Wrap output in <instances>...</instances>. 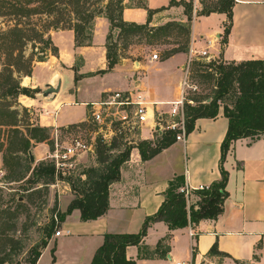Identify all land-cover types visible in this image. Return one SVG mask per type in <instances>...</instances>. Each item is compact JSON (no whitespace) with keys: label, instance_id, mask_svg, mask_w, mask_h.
Here are the masks:
<instances>
[{"label":"crops","instance_id":"obj_1","mask_svg":"<svg viewBox=\"0 0 264 264\" xmlns=\"http://www.w3.org/2000/svg\"><path fill=\"white\" fill-rule=\"evenodd\" d=\"M127 3L128 0L123 19L145 24L147 11L141 5L127 6ZM142 3L150 10H159L152 16L151 27L187 21L182 6L157 8L149 6L150 0ZM200 8L201 0H194L195 13ZM199 18L212 24L205 32L198 30ZM226 21L227 16L221 13L196 17L192 43L206 48L212 41L209 53L227 63L264 60V0H235L231 32L224 43ZM109 26L106 18H97L92 44L82 47L76 46L73 30L51 32L58 55L49 54L44 61L35 62L32 75L21 78L23 86L41 91L45 85H55L61 80L60 91L52 100L20 95V103L30 109L33 125L56 129L86 126L87 117L68 121L73 113H66L65 109L83 106L87 114L86 104L100 101L110 92L141 91L148 102L158 104L151 108L150 120L139 133L142 139L153 141L152 126L157 127L154 114L168 112L166 104L178 100L186 75L187 54L178 53L166 60H152V55L134 61L121 57L113 70L99 73L107 69ZM228 124L222 110L215 119H198L185 143L176 141L148 161L142 160L134 147L130 159L121 167L119 181L110 186L107 214L84 222L80 211H73L62 223V234L50 240L37 264H91L105 234L141 231L146 218L158 212L174 179L183 178L182 187L192 191L219 181L221 145ZM31 151L37 165L45 161L50 150L46 144H38ZM224 167L229 173L226 188L229 197L217 220H203L198 225L177 230H170L165 222L152 223L142 244L147 248V257L139 258L140 248L130 246L127 258L136 264H237L235 261L264 264V135L233 142ZM5 173L0 153V175ZM52 186L57 189L58 209L64 213L74 199L71 188L56 183ZM191 201L195 202L194 195ZM62 237H72V240L60 243ZM167 237L158 251L159 242ZM215 245L223 256L210 253ZM163 250H167L165 256L160 255ZM47 255L51 257L46 258Z\"/></svg>","mask_w":264,"mask_h":264},{"label":"trees","instance_id":"obj_2","mask_svg":"<svg viewBox=\"0 0 264 264\" xmlns=\"http://www.w3.org/2000/svg\"><path fill=\"white\" fill-rule=\"evenodd\" d=\"M106 4L99 8H93L91 0H20L19 2H5L4 8L12 13L17 19V25L9 30L5 36L4 45L7 46V62L3 64L0 72V100L20 95L35 98L40 89H32L21 86V78L32 75L35 62L44 61L47 55H58V49L51 39L52 31L73 30L75 33L76 46H90L93 39V23L97 17H105L111 27L107 37V69L102 72L111 71L124 57L119 54V44L112 39L113 30H118L119 39H128L133 35H144L151 40L157 36L166 37L177 27L187 36V44L182 48H174L167 51L163 57L166 60L178 53H187L191 37V22L193 19L194 0H181L180 5L185 8L188 23L169 22L160 27H151L152 16L159 10H150L146 5L144 8L148 14L145 24L126 22L123 19L124 0H105ZM174 0L170 7L175 6ZM34 5V6H33ZM235 0H218L214 6H206L205 0H201L202 10L199 16H209L212 13H221L227 16L224 24V43L231 32L233 23V8ZM1 13V12H0ZM46 17V24L42 30L31 28L26 33L24 25H31V17ZM27 20L25 24L22 22ZM32 44V52L27 56L26 48ZM149 44H152L151 42ZM38 45V46H37ZM37 50V51H36ZM191 74L194 77L205 78L213 85L212 95L198 97H187L184 106L185 126L187 135L195 129L198 119H215L223 111L228 119V130L221 145L220 171L221 179L203 190H194L189 196L181 193L183 178L174 179L165 193V200L158 212L146 218L141 231L137 234H105L104 242L96 251L91 264H136L134 260L127 258L126 251L130 246L140 248L139 258L147 257V248L143 241L147 236L148 229L152 223L165 222L170 230L184 229L188 226L198 225L203 220H217L224 211V204L229 197L226 190L229 173L225 169L227 155L233 142L251 138L258 139L264 135V60H247L242 62L193 61ZM189 71V72H190ZM77 80V79H76ZM191 80V76H190ZM209 100V102H208ZM193 102L191 104L190 102ZM7 111L0 109V153L3 156L6 180L10 182H22L23 193H28V199L35 196L49 195V187L55 184L57 179H62L69 184L74 199L64 213H58L60 224L65 222L67 216L78 210L81 220L84 222L97 220L107 214L109 204L110 186L119 181L121 167L131 156L133 146H128L117 155L114 151L116 144L107 145L101 141L97 142L95 166L84 168L80 177L72 175L57 178L55 167L48 161H42L33 165L30 161L29 151L38 144H46L54 148V136L52 128L42 127L28 123L25 130L20 129L17 118L19 111L13 109V105H6ZM27 111V110H25ZM29 117V115H28ZM31 118H28L30 121ZM177 132L166 130L158 136L157 142L145 140L137 149L142 160L148 161L164 149L176 142ZM5 179V177H4ZM41 184V188L35 189ZM44 192V193H43ZM195 196L192 203L191 196ZM23 200L25 199L24 196ZM16 209L10 212L3 210V199L0 195V242L4 238L5 246L17 244L15 236L9 234L17 230L19 213L24 207L19 198L13 199ZM59 224V225H60ZM55 219H51L44 229V237L39 245L30 250V264H37L43 250L48 246L56 232ZM169 237L159 242V251ZM0 256V264H11L7 259L9 254ZM195 253V249H194ZM211 254L222 255L217 245L213 246ZM167 250L160 255L165 256ZM235 263L240 264L235 261Z\"/></svg>","mask_w":264,"mask_h":264},{"label":"rangeland","instance_id":"obj_3","mask_svg":"<svg viewBox=\"0 0 264 264\" xmlns=\"http://www.w3.org/2000/svg\"><path fill=\"white\" fill-rule=\"evenodd\" d=\"M19 2L20 0H0V72L3 70V64L7 62V54L9 53V50L7 46L4 45V40L6 34L14 28L17 23L18 19L10 13L7 8H4L3 6L5 5V2ZM127 0H124V6L125 2ZM172 0H150V5H154L157 8H161L163 6L168 7L170 5ZM218 0H205L206 6H214ZM176 3L175 6L179 7L182 6L179 3L181 2L180 0H174ZM91 3H94L93 8H99L102 5L106 4L107 1L105 0H91ZM142 0H128V3L126 4L127 6H136V5H142ZM34 6V5H33ZM174 7V6H172ZM183 8L181 11L185 13V8ZM202 10V7L198 9L197 13H195V9L193 7V19L191 22V37H190V43H189V48L192 44V25L196 17H199V14ZM97 18H105V17H97ZM96 18V19H97ZM96 19L93 23V34L96 26ZM46 17H41V16H33L31 17V25H24L26 29V33H29V30L31 28H37L38 30H42L43 26L46 24ZM24 24L28 21L24 19L22 21ZM175 23H182L178 21H173ZM188 23V18L187 21L183 24ZM198 30L202 29L203 32H205L207 29H209V26L212 25L211 23H206L204 22V19L199 18L198 19ZM111 27L109 26L108 29V35L110 34ZM107 35V37H108ZM112 39L114 41H117L119 44V54L131 58L133 61L134 60H140L144 59L148 56L158 54L159 55V60L163 59L165 53L171 49L174 48H182L183 46H186L187 44V36L179 30L177 27L172 29V31L169 33L168 36L162 37V36H157L155 39L151 40L148 37H144V35H133L129 37L128 39H119L118 38V30H113L112 32ZM108 40L106 39V45H107ZM152 44H149V43ZM38 46V45H37ZM37 51V50H36ZM32 52V44H29L28 47L26 48V55L28 56ZM188 53V52H187ZM185 53V54H187ZM217 61H221L220 58H216ZM79 65V62H78ZM193 64L189 62V57L187 54V62H186V70L187 72L189 70H192ZM191 76V80H189L190 85H194L197 87V89H190L187 92V97H198L199 99L204 96H210L212 95L213 91V85L212 82L210 81H203L205 78L202 77H194V74H191V71L189 73ZM21 86L26 87L22 85V80H21ZM19 97H9L3 100H0V109L4 112L7 111V106L6 105H13V109H16L19 111V116L18 124L22 129L25 130L26 126L28 123H31L28 121V118H31L30 112L27 107L23 106L19 99ZM209 102V100H208ZM168 110H170V106H167ZM27 110V111H25ZM66 113H73L72 118L68 121H77L79 119L87 117L88 113L86 114V108L83 106L79 107H68L65 109ZM165 112H167L165 110ZM169 112V111H168ZM29 115V117H28ZM155 120L157 123H159V112L156 111L155 113ZM0 120H3V118H0ZM173 120H178L177 118H171L168 115H165V121L160 122L163 126H167L169 123H171ZM32 124V123H31ZM35 124V123H34ZM77 125H72L70 126L71 129H75ZM85 126H82V128ZM52 136H55V132L58 131L60 133L62 141L67 140L69 138V135L66 134V130L64 127H59V128H52ZM163 131V129L161 130ZM159 132H154V137L152 142H157ZM145 141L142 138H136L133 139V143L130 145L126 142H117L115 143L118 147L114 151V153L117 155L118 153L122 152L127 148L128 146H133L137 148V146ZM49 150H51V146L47 145ZM50 152V151H49ZM46 161V160H45ZM97 162V157L96 156H91V155H86L82 159H80V164L77 170L72 174L74 177H80L81 173L84 168H89L91 166H95ZM32 166L35 165V162H31ZM40 163V162H39ZM38 164V163H37ZM8 173H5V179L3 178L0 180V195L2 196L3 199V206L1 209L6 210V211H14L16 209V203L12 202L13 199L19 198V201H23L24 207L20 210H18L19 217L18 220L16 221L17 223V230L15 232H11L9 234L15 236V240L18 242L15 245H10L5 246L3 243H5L4 238H2L0 242V256L5 255L4 253L1 252L3 249L5 253L9 254L8 261L11 264H30V250L34 247L40 244L44 237V229L46 226L49 225L51 219L55 216L58 215V213H61L59 211V198H58V193L57 189H53V186L50 185L49 187V195L46 198L45 196H35L31 198V200L28 199V193H23L22 187V182H10V180H6ZM56 184H61L62 186L69 184L62 179H57ZM41 184L36 185L35 189L41 188ZM55 192V193H54ZM44 193V192H43ZM25 199L23 200V197ZM55 196V197H54ZM56 224L58 227L56 228L57 230H62V224L60 222L56 221ZM60 224V225H59ZM0 226H2L0 224ZM56 233V232H55ZM55 234L53 235V237ZM52 237V238H53ZM69 240H72V237H62L59 242L60 243H65ZM50 258V255H47Z\"/></svg>","mask_w":264,"mask_h":264},{"label":"built area","instance_id":"obj_4","mask_svg":"<svg viewBox=\"0 0 264 264\" xmlns=\"http://www.w3.org/2000/svg\"><path fill=\"white\" fill-rule=\"evenodd\" d=\"M213 42L209 41L206 48H198L193 43L188 50L189 62H211L216 60V56L209 53V48ZM152 60H159V55H152ZM190 71V70H189ZM187 72L181 83L180 96L175 102L167 103L170 106L169 112L159 113L163 117L156 124L160 126L162 133L166 130L177 132L176 141L185 143L187 140V132L185 126L184 106L187 101V92L190 89H197L196 86L190 85V72ZM193 104V102H190ZM88 107V116L86 126H77L71 129L66 127V134L69 135L67 140L62 141L60 133L55 132L54 148L45 157V160L52 163L55 167L57 178L60 176L67 177L72 175L80 164V159L86 155L95 156L97 142L101 141L104 144L112 145L117 142L133 143V139L141 138V128L150 120L151 108L158 104H152L147 101L144 93L141 91H118L110 92L105 98L100 101L86 104ZM165 115L173 120L167 126H163L160 122L165 121ZM154 114V118H155ZM159 116V117H160ZM152 131L156 132L154 126ZM5 175H0V180ZM208 187L201 186L198 190H203ZM181 193L189 196L192 190L188 187H182ZM58 222V217H54ZM62 230H57L55 236H60ZM192 236H195L193 232ZM186 264V263H177Z\"/></svg>","mask_w":264,"mask_h":264},{"label":"water","instance_id":"obj_5","mask_svg":"<svg viewBox=\"0 0 264 264\" xmlns=\"http://www.w3.org/2000/svg\"><path fill=\"white\" fill-rule=\"evenodd\" d=\"M60 86H61V80L58 79L55 85H50V84L45 85V90L41 91L40 93H37L36 95L39 97L45 98L46 100H52L54 96L60 91ZM162 119L163 117L160 116L159 120H162ZM156 131L159 133H162L160 131L159 125H157ZM29 157H30V161L34 162V156L32 154V151H29Z\"/></svg>","mask_w":264,"mask_h":264}]
</instances>
